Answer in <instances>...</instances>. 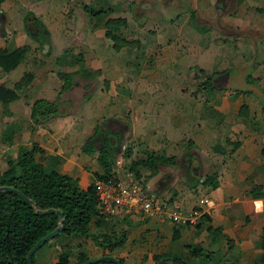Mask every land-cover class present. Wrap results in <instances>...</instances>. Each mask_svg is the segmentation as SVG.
Instances as JSON below:
<instances>
[{"label": "crops", "instance_id": "obj_1", "mask_svg": "<svg viewBox=\"0 0 264 264\" xmlns=\"http://www.w3.org/2000/svg\"><path fill=\"white\" fill-rule=\"evenodd\" d=\"M198 1L0 0V50L26 47L14 68L0 67V85L17 93L0 100V173L19 145L34 142L41 148L36 161L86 188L102 172L98 146L107 138L117 173L126 160L150 152L173 157L157 163L150 176L149 168L139 167L137 178L168 204L201 210L195 223L138 211L94 217V230H124V242L108 250L89 237L61 235L38 250L37 264H54L59 251L72 260V250L89 258L110 254L122 264H155L163 253L184 264H264V0H234L233 44L225 35L228 16L213 13L231 0ZM84 6L101 11L92 15ZM200 8L209 23L193 21ZM177 10L184 12L180 22L146 24V17ZM119 17L125 24L106 25ZM35 20L48 35L46 47L28 33ZM107 28L130 42L114 48ZM65 48L81 53L80 63L93 75L75 74L61 90L57 73L79 64L55 61ZM24 73L31 78L20 83ZM209 75L212 89L202 83ZM38 98L54 101L57 112L35 122L31 104ZM96 126L94 151L85 153L81 145ZM205 196L207 205L200 202ZM188 243L213 250L210 258L191 256Z\"/></svg>", "mask_w": 264, "mask_h": 264}, {"label": "trees", "instance_id": "obj_2", "mask_svg": "<svg viewBox=\"0 0 264 264\" xmlns=\"http://www.w3.org/2000/svg\"><path fill=\"white\" fill-rule=\"evenodd\" d=\"M84 9L92 15L101 11L88 6H84ZM34 23V29H27L28 33L34 32L40 45L47 44L48 35L43 31L42 24L38 20H35ZM107 24L108 26L125 24V19L115 18L108 20ZM105 34L113 41L114 48L130 42L120 32H115L111 28H107ZM25 50V46L0 50V67L4 71L14 68L24 57ZM82 58L81 53L75 54L69 48H65L62 54L55 58L56 62L65 61L70 65L79 63L78 68L73 71L57 73L62 80L61 90L68 89L72 85L75 74L80 73L87 77L93 75L91 71L80 63ZM31 75V73H24L19 82H28ZM202 83L204 87L213 88L210 75ZM16 95L15 90L0 85V100L13 99ZM56 112L57 106L52 100L38 98L31 104V118L35 122ZM98 131L99 127L96 126L93 134L87 138L86 142L91 144V140L98 134ZM131 147V143H127L125 146L124 156L127 158L130 157ZM113 150L114 148L109 144L107 138L100 142L97 159L102 172H95L94 178H108L114 175ZM38 151H41V148L35 143L27 148H20L14 158L6 157V168L0 173V186H11L24 194L23 197L20 193L12 190H0V264H27V251L37 239L57 226L60 220L59 212L45 211L37 213V208L40 210L54 208L63 214L64 219L61 230L46 240L32 254L31 260L33 264H37L36 253L38 250L61 235L89 237L95 245L108 250L121 245L125 240L124 230L115 233L108 230H94L93 228L94 224L92 221L94 217L108 216L102 215L98 211L93 182L88 187L81 188L75 177L60 172L56 168L46 169L42 163L34 158V154ZM160 161L170 162L173 161V157L150 152L143 158L137 157L126 160L123 168L132 171L139 178L138 168L147 167L149 168L148 176H150L155 173L157 163ZM204 181L210 182V178L206 177ZM185 248L191 256L199 258L200 261L205 258L209 259L213 252L210 248H204L198 243H188ZM72 253L75 255L74 261L70 259L67 252H57L54 264H71L89 259L84 251L76 252L72 250ZM163 256H171L176 264H184L179 256L172 253L156 255L155 260L157 261ZM263 260L264 257H261L260 262ZM120 261L122 263V258H120ZM95 264L115 263L105 259ZM161 264L172 263L170 260H166ZM254 264H259V262Z\"/></svg>", "mask_w": 264, "mask_h": 264}, {"label": "built area", "instance_id": "obj_3", "mask_svg": "<svg viewBox=\"0 0 264 264\" xmlns=\"http://www.w3.org/2000/svg\"><path fill=\"white\" fill-rule=\"evenodd\" d=\"M115 171V170H114ZM93 185L98 211L102 215L138 211L145 214L165 213L176 223H195L201 214L199 207L184 210L177 201L167 203L148 189L146 184L130 170L124 169L108 178H94ZM209 197H202L200 202L209 204ZM168 206H170L168 208Z\"/></svg>", "mask_w": 264, "mask_h": 264}, {"label": "rangeland", "instance_id": "obj_4", "mask_svg": "<svg viewBox=\"0 0 264 264\" xmlns=\"http://www.w3.org/2000/svg\"><path fill=\"white\" fill-rule=\"evenodd\" d=\"M199 3H204L202 0H200V1H198ZM167 4V3H166ZM235 4L236 5H238V3L236 2V1H234V0H231V1H228L227 3H226V6H225V8H223L221 11H218V10H216V11H214V10H211L213 13H215L216 14V17H220V15L221 14H223V15H225V16H228V17H226V20H227V22H226V24L229 26V23H231V21H233V17H234V14L237 12V10H238V8L235 6ZM164 6V5H163ZM135 7V6H134ZM184 10V9H183ZM184 12L182 11V10H177V11H175V12H171V11H167V12H165V13H162V15H160V16H153V17H146L145 18V21H146V24L148 25V26H151V25H164L165 23H170V22H173V23H175V22H180L181 20H180V18H181V16H182V14H183ZM208 15L206 14V11H204V9H202V8H200V10L198 11H196V12H194L193 13V21L195 20L196 22H198L200 25H202V24H205L206 22H208L207 21V19H206V17H207ZM230 17V18H229ZM230 20V21H229ZM194 21V22H195ZM172 23V24H173ZM209 23V22H208ZM220 23H222V21L220 22ZM182 26V25H181ZM181 26H176L173 30H175V32L176 33H178L179 31H181ZM231 26V25H230ZM228 27V29H226V33H225V35H226V39H228L227 41H228V43H234L235 42V33L233 32L234 31V28H232V27ZM167 28V27H166ZM183 29L185 28L184 26L182 27ZM182 29V30H183ZM197 29H199L200 30V32H203L202 31V29L203 28H201V27H197ZM172 30V31H173ZM135 32H132V34H134ZM154 33V32H153ZM164 33H166V32H163L162 34H164ZM153 35V34H152ZM244 35H246V34H244ZM247 35H251V34H247ZM249 36H247V37H249ZM139 37V36H138ZM140 38H141V36H140ZM143 38H144V36H143ZM225 38V37H224ZM69 58V57H68ZM77 75V74H76ZM74 78V77H73ZM30 115H31V113H30ZM86 140H87V138H86ZM86 140L82 143V145H81V148H82V150L85 152V153H88V154H91L93 151H94V149L91 147V144L90 143H88V142H86ZM34 142H32V143H30V144H21V145H19V147H18V150L20 149V148H27V147H29L31 144H33ZM36 144V143H35ZM94 144V143H93ZM18 150H17V153H18ZM17 155V154H16ZM51 166L52 165H44V167L46 168V169H49V168H51ZM121 167L123 168L124 167V164H121ZM52 168H54V167H52ZM232 253H236L237 252V249H236V247H234L232 250ZM97 257V256H96ZM91 258H95V257H90L89 259H91ZM75 260V258H73L72 259V261H74Z\"/></svg>", "mask_w": 264, "mask_h": 264}, {"label": "water", "instance_id": "obj_5", "mask_svg": "<svg viewBox=\"0 0 264 264\" xmlns=\"http://www.w3.org/2000/svg\"><path fill=\"white\" fill-rule=\"evenodd\" d=\"M47 44H45L44 47H46ZM112 139V137H111ZM0 190H12V191H15L17 193H20L18 190L14 189L13 187L11 186H7V185H1L0 186ZM23 197H24V194L20 193ZM45 211H57L59 212V215H60V220L57 224V226L52 229L51 231L45 233L43 236H41L39 239L36 240V242L34 243V245L27 251L26 253V262L27 264H33L32 263V260H31V256L32 254L46 241L48 240L49 238L53 237L54 235H56L60 230H61V227H62V222H63V219H64V216L63 214L54 209V208H48L46 210H40V209H36V212L37 213H42V212H45ZM110 260L112 262H114L115 264H122L120 259L118 257H114L112 255H108V254H103V255H100V256H97L95 258H91V259H87V260H84V261H79V262H75V263H71V264H95V263H98L99 261H102V260ZM166 260H170L172 264H176V262L174 261V259L171 257V256H164V257H161L160 259H158L156 261L155 264H161L163 261H166Z\"/></svg>", "mask_w": 264, "mask_h": 264}, {"label": "clouds", "instance_id": "obj_6", "mask_svg": "<svg viewBox=\"0 0 264 264\" xmlns=\"http://www.w3.org/2000/svg\"><path fill=\"white\" fill-rule=\"evenodd\" d=\"M257 210L259 211V208H257Z\"/></svg>", "mask_w": 264, "mask_h": 264}, {"label": "flooded vegetation", "instance_id": "obj_7", "mask_svg": "<svg viewBox=\"0 0 264 264\" xmlns=\"http://www.w3.org/2000/svg\"><path fill=\"white\" fill-rule=\"evenodd\" d=\"M110 139H111V137H110ZM110 144V143H109ZM110 145H112V144H110Z\"/></svg>", "mask_w": 264, "mask_h": 264}]
</instances>
